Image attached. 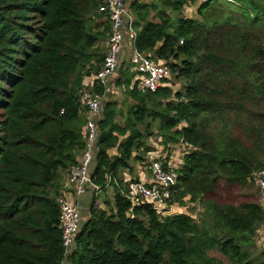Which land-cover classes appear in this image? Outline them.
Here are the masks:
<instances>
[{
	"label": "trees",
	"instance_id": "16d2710c",
	"mask_svg": "<svg viewBox=\"0 0 264 264\" xmlns=\"http://www.w3.org/2000/svg\"><path fill=\"white\" fill-rule=\"evenodd\" d=\"M197 1L128 2L131 51L174 78L151 92L129 73L132 64L123 71L125 101L104 103L92 180L102 191L108 177L122 184L120 171L152 151L156 128L163 144L186 148L175 200L203 205L205 219L132 206L112 183L113 205L100 209L93 198L70 264H225L213 254L227 264H264V247L249 250L264 224L252 179L264 170V0H201L196 16H186ZM102 2L0 0V264L66 260L56 183L86 148L82 94L105 93L90 79L112 34ZM222 183L252 185L259 196L219 203Z\"/></svg>",
	"mask_w": 264,
	"mask_h": 264
},
{
	"label": "built area",
	"instance_id": "2783aa9c",
	"mask_svg": "<svg viewBox=\"0 0 264 264\" xmlns=\"http://www.w3.org/2000/svg\"><path fill=\"white\" fill-rule=\"evenodd\" d=\"M228 1L231 2V0ZM128 2L129 0H103L99 8V11L104 13L112 24V34L107 44L104 61L93 78L104 87L105 93L101 95L84 92L80 98L82 105L90 112L86 125V148L77 165L73 166L68 173V191L60 194L57 200L60 208L59 229L62 232L65 258L69 256V253L72 254L76 236L81 227L79 205L73 202L72 196L81 198L91 189L96 195L102 192V188L92 180L99 137L98 122L101 119L104 103L109 93V85L119 65L125 44H133L136 39L137 33L133 26V17L128 12ZM130 61L137 73L135 80L139 81L140 88L143 90L156 92L161 87L172 86L171 80L174 74L166 65L155 62L134 49L131 51ZM142 167L137 180L123 181L122 184H118L116 180L108 177L107 188L115 183L132 206L148 204L153 206L158 214L164 216L167 212H171V206L175 203L179 180L178 169L171 164L170 157L146 159ZM252 179L259 188L260 202L264 206V170L254 174ZM259 237H262L264 241V224L259 230Z\"/></svg>",
	"mask_w": 264,
	"mask_h": 264
},
{
	"label": "rangeland",
	"instance_id": "374dc122",
	"mask_svg": "<svg viewBox=\"0 0 264 264\" xmlns=\"http://www.w3.org/2000/svg\"><path fill=\"white\" fill-rule=\"evenodd\" d=\"M130 1V0H129ZM146 1V0H142ZM198 3H201V0H198L195 5L190 7L188 10H186L185 14L188 17L196 16V10H197V5ZM102 46L104 47L103 54L106 53L107 47L106 43H101ZM130 56H131V50L128 46V44H125L123 54L121 55L119 59V65L117 67V70L114 74V76L111 79L110 85H109V93L107 94V100L106 102L110 99H117L119 100V103L121 104L123 101H125V89L123 86L118 85L117 81L121 78V81H124V76H122L123 71H127V69H130L129 67L131 66V61H130ZM135 69L132 66V69H130L129 73H134ZM136 77V74H135ZM174 78V77H173ZM91 81H93V76L90 78ZM173 83L176 86V89H180L182 83L179 81H176ZM154 136L150 137L147 140L148 146L152 148V152L148 153L146 155L147 159H164L165 157H170L171 159V164L175 165L176 169H179V159L183 156L184 151L183 148L179 144H163V139L161 136H158V132L156 128L154 129ZM156 135V136H155ZM160 150V151H159ZM155 151L159 152L158 156H154ZM162 155V156H160ZM135 164V162H133ZM68 185V181H67ZM109 188V187H108ZM104 189L99 195H96L94 191L91 189L89 190L84 196L81 198L78 197H73V202L75 204L79 205V210L81 214V223L80 225L82 226L86 221L89 219L90 215V206L91 203L93 202V198H96V206L100 209H106L108 210L110 207L106 204V202H110L112 205V197L111 194L108 193L107 189ZM260 193V192H259ZM258 190L256 187H247V188H228L226 184L222 183L216 193V196L214 197L219 203H241L250 200V198L246 199V195H258ZM61 196V195H60ZM58 196V198L60 197ZM111 197V198H110ZM260 197V196H259ZM57 198V200H58ZM185 204H180L175 200V203L172 204L171 206V216L173 215H179V214H190L191 217L198 222L202 221L205 219V211H204V206L200 205L199 203H192L190 201V198H186ZM253 201V200H250ZM259 203L260 200H259ZM262 205V204H261ZM208 220V219H207ZM74 247V246H73ZM258 247H264V241L262 237H256V245L254 247H251L249 250L253 254L260 253V248ZM75 248V247H74ZM73 248V250H74ZM262 249V248H261ZM72 250V251H73ZM69 256L71 255L70 253L68 254ZM67 255V256H68ZM68 256V257H69ZM214 257L219 258L220 260L223 261V263L227 264L226 259L222 258L218 254H213ZM64 264H70L66 258Z\"/></svg>",
	"mask_w": 264,
	"mask_h": 264
},
{
	"label": "crops",
	"instance_id": "0c3cea01",
	"mask_svg": "<svg viewBox=\"0 0 264 264\" xmlns=\"http://www.w3.org/2000/svg\"><path fill=\"white\" fill-rule=\"evenodd\" d=\"M129 48H130V45H129ZM180 146L183 148L184 151H186V148L184 146H182V145H180ZM116 153H117L116 150L115 151L114 150L113 151H110V154L111 155H114ZM158 153H159L158 151L157 152L155 151L154 156L159 157L158 156ZM185 153H187V152H184V154ZM160 156H162V155H160ZM144 159L146 160L147 157L145 156ZM180 159H179V162H180ZM130 166H131V170H122V171H120L119 175H120L122 181L137 180L138 179V176L141 174V172H142L141 170L143 169L142 162H138V163L135 162V164L131 163ZM67 178H68V174L67 173H64V174L61 175V178L56 183V186H57V188L60 189V193L61 194L64 193V192H66V191H68V189H67ZM107 191H108L109 194H111V197L113 196L112 197V205H113L114 195H115L114 188H112V186H111V187H109L107 189ZM171 214H172L171 212H169V213L167 212L164 216L165 217L166 216H171Z\"/></svg>",
	"mask_w": 264,
	"mask_h": 264
}]
</instances>
